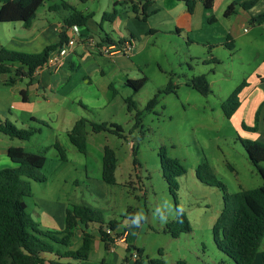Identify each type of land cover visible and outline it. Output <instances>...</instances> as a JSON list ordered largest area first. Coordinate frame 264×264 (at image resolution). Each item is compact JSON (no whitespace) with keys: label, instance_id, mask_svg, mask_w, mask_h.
<instances>
[{"label":"rangeland","instance_id":"rangeland-1","mask_svg":"<svg viewBox=\"0 0 264 264\" xmlns=\"http://www.w3.org/2000/svg\"><path fill=\"white\" fill-rule=\"evenodd\" d=\"M45 1L39 17L44 18L47 14L53 22L61 21V14L48 11L49 5L60 1ZM68 1H77V7L96 12L97 15L87 23V26L96 28V32L101 33V24L110 27V23L102 19L107 0ZM248 1L252 0L233 3ZM228 6L219 2L206 17V27L211 28L193 36L192 41H172L163 35L143 41L140 47L145 49L141 60L146 65L143 73L134 80L147 78L148 81L139 92L131 88L133 95L130 99L135 104L133 111H129L124 97L118 96L102 111L99 106L103 103H99L90 113L94 123L121 125L123 138L109 132L94 133L88 127L87 154L80 153L76 147H73L74 152L65 149L68 163H63L60 157L61 162L53 157L56 151L50 146L55 130L52 132L44 121L31 122L27 126L13 122L19 128L40 129L30 141L12 139L0 133V171L16 168L1 152L7 146L25 144V151L29 153L46 152L47 164L42 172L50 182L48 185L32 182L35 196L26 198L30 213L42 206L49 208L48 202L52 205L65 203L69 208L90 206L101 210L107 221L121 219L130 212H144L147 221L143 224V231L137 233L134 230L133 233L137 234L145 259L162 258L165 264H176L178 260L188 264H236L218 249L213 236L214 225L224 207V192L204 184L196 175L199 165L207 161L229 194L264 185L258 168L250 161L243 146V142L249 140L264 144V106L259 103L260 97L264 99V84L257 87L258 92L252 96V108L248 111L244 106L231 119L223 111V104L239 86L247 88L246 85L255 81L257 73L264 74V24L244 22L239 17L242 13L226 18L224 13ZM250 13L252 18L264 14V0ZM196 19H201V14L198 13ZM246 24H249L250 31L246 33L244 28L240 36L233 33L232 46L212 49L206 41L200 43L202 38L210 42L220 40L223 27L249 28ZM0 27L15 26L10 23L0 24ZM200 75H206L209 81L211 92L207 96L188 86L192 78ZM169 82L174 84L175 90L160 94ZM156 98L157 103L149 106ZM261 109L257 121L256 114ZM137 113H140V125L135 128ZM59 143L65 144V136L59 137ZM105 147L113 149L118 159L113 185L103 180ZM163 148L168 157L178 159L186 170L177 178L176 200L162 169L160 152ZM260 166L264 168V162ZM64 180H69V184L64 185ZM177 207L184 208L192 230L173 238L164 233V229L176 220L177 216L171 214ZM153 213L171 216L167 223H161ZM90 232L99 235L95 227ZM77 243L79 240L74 239L73 248L78 247ZM101 258L96 248L88 263L102 264ZM258 261V264H264V239Z\"/></svg>","mask_w":264,"mask_h":264},{"label":"trees","instance_id":"trees-1","mask_svg":"<svg viewBox=\"0 0 264 264\" xmlns=\"http://www.w3.org/2000/svg\"><path fill=\"white\" fill-rule=\"evenodd\" d=\"M86 3L88 0H80ZM185 3L189 13H194L197 3L200 1L207 10H212L216 0H176ZM260 0H252L242 4L232 3L226 9L224 16L230 18L236 15L240 9L251 10ZM0 24L25 23L30 24L37 18L38 11L45 5V0H0ZM138 18L145 20L148 17L147 3L140 9L133 8ZM49 11L63 15L64 25L70 29L74 26L87 27L92 15H87L76 10L70 3L61 0L60 4L51 5ZM117 11L105 13L104 20L113 21ZM251 24H264V14L252 18ZM58 45L47 47L38 54L14 52L0 46V75L15 72L17 77L24 76L28 79L34 77L35 72L43 67L61 47L68 42V35L63 32ZM232 39H229V41ZM228 46V45H227ZM19 67L15 70L14 67ZM148 79L129 80L127 85L139 92ZM188 86L204 96L210 92V84L206 75L192 78ZM243 88L239 86L223 104V111L228 119H231L239 107V93ZM175 90L172 82L161 93H169ZM26 92H23V95ZM129 111H133L134 102L126 100ZM157 103V98L152 100L149 106ZM262 109L256 114V120H260ZM140 113L135 118V128L140 125ZM264 123V121H263ZM88 127L94 133L109 132L123 138V127L115 123H94L88 119H81L69 133L70 142L82 154H87ZM253 130H256L253 128ZM40 132L37 128H19L8 119L0 117V133L12 139L30 141ZM243 146L250 161L258 168L264 180V168L260 166L264 162V144L249 140L243 142ZM62 161H67L66 151L59 143L54 145ZM8 157L17 165L16 168L0 171V264H78L88 261L92 249L94 236L88 232L90 224H99L100 236L110 249V235L104 229L107 226L113 231L117 222H107L104 213L96 208L86 205H75L66 211V228L64 231H48L41 228L40 224L28 211L26 198L32 197V182L46 183L47 178L43 169L47 163L46 152L35 154L25 151L22 147H10ZM162 169L170 191L175 200L179 188L177 178L186 173L184 166L178 159L168 157L165 149L160 152ZM118 159L116 153L110 147H105L103 157V180L107 184H115ZM197 178L208 186L218 187L224 192V207L217 219L213 236L218 249L233 259L236 264H254L264 239V185L253 190H242L235 194H229L223 184L217 179L211 165L205 161L199 165L196 171ZM81 227L82 244L80 248L73 250V240L77 230ZM190 223L183 212L176 220L167 224L166 232L173 238H179L181 234L191 232ZM68 249L62 251V249ZM135 251L138 259L135 264H165L162 258L145 259L144 250L135 246L129 247L128 252ZM161 254V253H160ZM54 255L55 261H47L44 256ZM161 256V255H160ZM66 259L67 262L62 260ZM176 264H188L184 260H178ZM220 264H225L224 262Z\"/></svg>","mask_w":264,"mask_h":264},{"label":"crops","instance_id":"crops-1","mask_svg":"<svg viewBox=\"0 0 264 264\" xmlns=\"http://www.w3.org/2000/svg\"><path fill=\"white\" fill-rule=\"evenodd\" d=\"M59 1L61 2V0ZM64 1L87 15H92V17L97 15L90 8L82 9L79 5L77 7V1L74 3L68 0ZM234 1L236 0H216L213 9L219 2L230 5ZM146 3L148 5V17L141 20L133 8L137 6L142 9ZM55 4L60 3L52 5ZM49 7L50 5L48 11ZM213 9L207 10L200 1L196 5L194 13L191 14L185 3L176 0H107L106 11L102 16L104 17L105 13L117 11V16L113 21L105 20L110 23V27L99 25L101 33L96 32V28L91 26L81 28V37L77 40L72 51L63 58L59 69L55 70L52 63H48L39 68L32 79L24 76L17 77L15 72L0 75V117L11 122H20L22 126H27L31 122L44 121L52 132L55 130L54 141L50 147L55 149L54 145L59 143V137L65 136V144H59L64 150L74 152L73 147L75 148V146L70 142L69 133L76 122L83 118L94 122L95 120H92L90 113L99 103H103L99 106L102 111L111 103V100L118 96H123L127 100L133 95L127 82L138 79L140 73H143L142 69L146 65L141 60L142 52L145 49L140 47L143 41L160 35L172 41H192L193 36H198L201 31L211 28L206 27L208 26L206 17L211 15L210 12ZM49 13L53 12L49 11ZM198 13L201 14V19H196ZM240 13L242 14L240 15ZM237 14L240 15L242 21L251 22L250 10L240 9ZM39 16L38 11L37 18L30 24L13 23L15 27H0V46L14 52L38 54L49 46L58 45L61 41V33L65 32L68 36L71 34V30L64 25L63 15H60L62 20L58 22H53L51 16L47 14L44 18ZM102 19L104 21V18ZM146 22H149V25ZM246 26L249 27V24ZM244 28L246 27H223L220 40L210 42L207 38H202L201 41L203 42L200 43L206 41V45L212 49L227 47V45L228 47L232 46L229 39H233V33L240 36ZM249 31L250 27L248 28ZM238 36L235 40L238 39ZM91 38L95 40L94 43L90 42ZM196 39L198 41V38ZM132 41L135 49L131 55L109 56L100 49V44L103 42L109 45H121ZM18 67L16 65L14 69L16 70ZM255 77V81L246 85L247 88L244 86L239 93L238 111L244 106L247 111L252 108V96L258 92L257 87L264 84V74L257 73ZM23 92L26 94L23 95ZM259 103H263L264 106V99L260 97ZM254 109L255 107H253ZM10 147L13 145L3 148L1 152L8 156ZM17 147L26 150L25 144H18ZM55 151L53 157L59 161L58 151L56 149ZM63 163H68V161ZM68 181L64 180L63 184H69ZM70 181L76 183L75 179ZM49 182L47 177L46 183L43 184L48 185ZM48 203L50 204L49 208L37 206L39 210H31V215L44 230L64 231L66 228V211L69 206L65 203L57 205ZM133 215L130 212L129 215L121 219H112L117 222L112 234L116 236L125 235V241L115 245L113 250L107 249L106 244L102 241L101 226L90 224L88 232L95 227L99 233L98 236L93 235L94 242L91 254L97 248L102 257V264H135L138 258L135 259L133 254L136 252L130 253L128 249L132 246L140 248L137 234L133 231L136 230L138 233L144 228L143 226L140 228L129 226L130 217ZM104 229L109 230L107 226H104ZM81 230L79 227L74 238L79 240L78 247L75 245L77 248L72 247L70 249L80 248L82 244ZM164 233H166V229H164ZM66 250L68 249H62L63 252ZM106 255L108 256L106 257ZM44 258L47 261L57 260L54 255H46ZM258 259L259 253L254 264H258ZM62 261L67 262L66 259ZM78 264L89 263L85 261L78 262Z\"/></svg>","mask_w":264,"mask_h":264},{"label":"built area","instance_id":"built-area-1","mask_svg":"<svg viewBox=\"0 0 264 264\" xmlns=\"http://www.w3.org/2000/svg\"><path fill=\"white\" fill-rule=\"evenodd\" d=\"M71 34L68 36V42L61 47L56 53L53 54V57L50 58V60L44 65L46 66L48 63H52V65L55 67V70L59 69L62 64L63 58L68 55L74 46L77 43V40L81 37V28L78 26H74L70 28ZM244 32H248V28L244 29ZM91 43H94L95 40L93 38L90 39ZM101 51L109 56H115V55H131L135 49L134 43L128 42V43H123L121 45L115 44V45H109L108 43H102L100 44ZM107 233L110 235V250H113L115 248V245L118 243L124 242L125 241V235L122 236H116L112 234L111 230H106ZM133 257L135 259L138 258V254L134 253Z\"/></svg>","mask_w":264,"mask_h":264},{"label":"clouds","instance_id":"clouds-1","mask_svg":"<svg viewBox=\"0 0 264 264\" xmlns=\"http://www.w3.org/2000/svg\"><path fill=\"white\" fill-rule=\"evenodd\" d=\"M183 212H184L183 207H177L171 215L180 216ZM171 215H164V214L157 215V214L153 213V217L158 218L161 223H167L169 216H171ZM146 221H147V216L145 215V213L144 212H138V213H136L130 217L129 226L135 227V228H140L143 226V224Z\"/></svg>","mask_w":264,"mask_h":264},{"label":"water","instance_id":"water-1","mask_svg":"<svg viewBox=\"0 0 264 264\" xmlns=\"http://www.w3.org/2000/svg\"><path fill=\"white\" fill-rule=\"evenodd\" d=\"M53 57V55H51V58Z\"/></svg>","mask_w":264,"mask_h":264}]
</instances>
